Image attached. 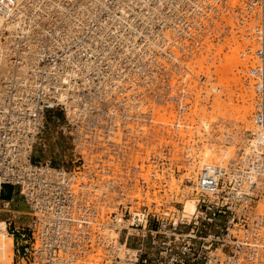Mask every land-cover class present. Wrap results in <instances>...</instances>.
<instances>
[{
	"label": "built area",
	"instance_id": "obj_1",
	"mask_svg": "<svg viewBox=\"0 0 264 264\" xmlns=\"http://www.w3.org/2000/svg\"><path fill=\"white\" fill-rule=\"evenodd\" d=\"M237 1L244 3L245 11L238 16L242 24L252 26L248 31L258 28L257 24L264 25L259 17H256V24L252 22L255 7L261 9L264 0ZM75 2H84L86 6L96 3L94 0H64L70 19L78 12L75 7L69 10ZM131 2L126 9L140 25L128 27L130 38L137 43L130 61L124 59L122 47H76L73 42L61 45L57 40L59 30L52 26L41 27L44 34L37 41L41 47L38 45L35 51L36 69L42 73L40 66H58L65 75H75L73 79L81 88V91L76 88L78 100L83 96L93 98L89 113H81L77 121L72 118L66 128L73 129L76 165L69 169L67 177L43 167L51 161L34 156L35 147L41 141L45 113L61 103L62 86L53 85L52 77L46 72L44 79L49 87L42 85V78L36 80L38 92L27 94L20 102V94L8 95V78H0V118L5 120L0 128V183L19 184L32 212L30 222L18 231L22 243L17 250L16 264H264V208L252 203H236L233 199L236 195L225 188L229 182L226 172L222 174L217 170L214 178L207 170L201 172L195 190L197 213L190 220L183 216L182 209L171 211L167 205H162L157 211L158 203L150 201L153 196L149 195L153 189L151 183L157 176L156 164H169L172 145L183 146L182 133L191 125L189 118L179 120L169 114L183 112L186 117L196 100L205 94L201 91L205 71L193 62L194 56L208 48L218 33L231 32L228 21L224 18L221 21L222 17L214 21L219 14L214 9L207 10L214 3L226 2L162 0L163 5L158 3L168 16L164 22L168 49L161 56V62L147 44V35L152 34L147 26L159 27L154 24L152 2ZM224 6L225 14L228 7ZM51 10H56L55 6ZM102 15L87 14V25L99 23ZM43 16L54 15L47 8ZM145 20L146 25L143 24ZM70 21L69 29L75 24ZM63 22L64 19H60L53 26L64 28L70 35L71 30L68 31ZM112 33L116 34L113 30ZM79 34L83 37L82 31ZM20 45L13 46L11 56L19 50L25 56L32 49ZM40 55L41 62L45 61L43 65L39 62ZM84 55L88 60L93 56L98 59V70L90 68L86 77H82L77 68L87 71L88 65L72 61L74 56ZM261 56L264 59L263 50ZM152 57L159 67H152L155 64L149 61ZM13 63L22 64L23 58ZM262 69L261 65L250 71L257 75ZM55 81L60 83L56 78ZM263 81L260 78L256 82L260 94L255 115L257 125L262 119L264 121ZM53 101L56 103L52 106L50 102ZM29 103L34 111H42L37 124L27 117L28 109L20 108ZM59 106L66 107L65 104ZM3 107H7V111ZM155 110L165 114L154 120ZM97 116L100 118H94ZM89 164L93 166L81 173ZM258 165L259 161L251 169L258 170L254 182L261 189L259 200L262 201L264 162L260 168ZM91 169L95 172H90ZM213 225L215 232H212ZM121 240L136 251L123 252L119 246Z\"/></svg>",
	"mask_w": 264,
	"mask_h": 264
},
{
	"label": "bare ground",
	"instance_id": "obj_2",
	"mask_svg": "<svg viewBox=\"0 0 264 264\" xmlns=\"http://www.w3.org/2000/svg\"><path fill=\"white\" fill-rule=\"evenodd\" d=\"M13 1H14V3L12 4L9 0H0V78H8V80H9L10 89L7 90L8 92L7 91L6 92L11 97L15 96L16 94H20V102H22L27 94H33L34 92H38L37 88L35 87V81L36 80L42 78V80H41L42 85L46 86L47 88L49 87L48 83L45 82V79H44V77L46 76L45 73L47 72V75L52 77L51 80H52L53 85L59 84V86H62V89L59 91V93H60L59 98L61 99L60 100L61 103L59 105L65 104L66 107H61L59 105H55L53 108L48 109L46 113L44 112L45 113L44 122H43L44 129L41 132V141H42L43 132L46 129L48 114L52 110H60L63 112L66 124H65V126H62L61 129L63 130V132L66 135L71 136L73 129L68 128V130H66L67 126L69 124H71L72 118H74L77 121V119H79L81 117L80 116L81 113H85L86 115L89 113L87 111L92 109L93 98H88V97L81 95L83 97L78 100V98L76 96V92H77L76 88H78L80 91H81V88H79L77 86L76 82L73 79L75 75H72V74H66L65 75L64 70L59 68L58 66L55 67L56 65H53V64L51 65L52 66L51 68H47L46 66H40L42 68V73L36 69L38 67L37 66L38 61H37V55L35 54V51L38 49L37 48L38 45H39V47H41V44H39L37 41L41 40L42 36L44 34V31L41 30V27H43V26L51 27L52 26L56 30H59V32H57V40L59 41L58 43L61 45L63 43L71 44L73 42V44H75L76 47H92V48H96V47H122V52L126 55V57H124V59L129 60L132 58V56L134 54V48L137 47V45H136L137 43L130 38V33H129L128 27L129 28L132 26L137 27L136 24L140 25L139 20L134 19V16L132 14H129V12L126 9L129 5H131L132 2H131V0H114L113 2H112V0H94L96 3L92 6L83 5L84 2H82V4L75 2L74 6L73 5L69 6V10H72L73 7H75L78 12L76 13V10H75L74 12L76 14L71 15L72 19H70L69 15L65 11L67 4H65V3L63 4L64 0H13ZM149 1L152 2V5H153V7L152 6L151 7H152V15L154 16V24L159 25V27L157 26V27H155V29L153 27V29H152L150 26H147L148 29L152 31V34L149 33L147 35V44L150 46L149 47L150 49H153V54H156V59H159V57H160L159 62H161L162 61L161 56H164L166 49H168V47H166V43H168V40H167V38L165 40V37H164V34H165V32H164L165 23L164 22H165V18L168 16L166 15V12L161 10V8L159 6V4H162V2H161L162 0H149ZM224 1L226 3H222V2L218 3L217 2V3L210 5V7L207 10L214 9L216 14H219L218 18L214 21H219L221 17H222L221 21L224 19L228 22L236 21L240 25L239 29L242 28V30H243L242 35H244V38H246V39L252 38V39L256 40V42H255V40L253 41L254 43L252 42L253 44L250 43L251 44L250 48H255L257 51L259 50V52H258L259 54L254 51L255 49L252 50L254 52L253 54H255V56L253 55L254 57H252L251 61H253L252 65H254V67L262 65L263 69H262V71L257 73V75L252 74L251 71H250V74L252 75V77H254L256 82L257 81L259 82L260 78L262 80H264V63H263L264 59H262V56H261L262 50L264 52V25H262L261 23H260V25L257 24L258 28H253L252 31L251 30L248 31V28H251L252 26L249 24L248 25L242 24L241 18L238 16V14H241L245 11V8L243 7L244 3L239 2L237 0H224ZM230 3H232V4H230ZM224 5H226L228 7V10H226V11H228V13H225V14H224L225 11H222V6H223V8H226ZM54 6H55L56 10H51L52 7H54ZM47 8H48V11L52 12V14L54 15L53 17L47 18V17L43 16V13L45 12V10ZM263 10H264V6L261 7V9L258 6L255 7V12L253 14L255 17L252 18V22L254 24L257 23L256 17H259V21L260 22L263 21V24H264V11ZM99 13H103V15L99 19V23H97L95 25H87V23H86L87 14L95 17ZM84 15H85V18H83ZM60 19H64V22H63L64 26L67 28L68 31L71 30L72 33L70 35H67V33L64 32V30H65L64 28L60 29V28H56V26H53L56 23H58ZM70 20H72L75 24L69 29V25L71 24ZM146 22L147 21L145 20L143 24L146 25L147 24ZM160 26H163L162 29L160 28ZM206 26H209V25H206ZM217 26H219V23L217 24ZM49 29L51 30V28H49ZM231 29H232V26H231ZM110 30H111V33H109ZM112 30L116 33L115 35H112L113 34ZM80 31L83 32V37H82V35L79 34ZM211 34H208L207 37L211 38ZM106 38H107V40H105ZM245 41H248V40H245ZM205 42H206V40H205ZM20 43H21V45H23V47L29 46V47H32V49H30L29 52H26L25 56H24V52L21 50H19V52L16 51L15 55L11 56V54L13 53V49H15V47H13V46H19ZM116 43L118 45H116ZM258 44H260L261 47ZM125 46H127V47H125ZM34 47H36V48L34 49ZM248 47H249V45L247 44V50H245V52L248 51ZM11 48H12V50H11ZM20 48H18V49H20ZM234 48H236V47H234ZM236 49L235 50L233 49V50L236 51ZM94 50L95 49H93L91 51V53ZM225 51H229V50H226L224 48L220 50V52H219L220 57L218 59V63L213 62L212 67H209L207 65V63H206L207 58L198 61L197 62L198 67H200L201 69L204 67L207 75H212V74L220 75V74H222L224 72V70H226L225 69L226 66L231 67V66H233V64L235 62L240 61L238 59L239 57L237 58L236 56H234L233 52H231L232 53V57H231V55L227 56V53ZM8 55H10V56H8ZM146 55H148V53H146ZM16 56H17V58H23L22 64L13 63L14 61H17ZM197 56L198 55L194 56L193 62L197 61V60H195V58ZM74 57H75V59H73L72 61L77 60L81 63L85 62L86 63L85 65H88L87 71H85L84 68H77L82 77H86V72H90V68L93 70L95 69L96 71L98 70L96 68V63L98 62V59L95 56H93L90 60H88L87 55H84L83 57H80V56H74ZM42 58L43 57L40 55L39 62L41 65H43L45 63V61L41 62ZM257 60H258V62H257ZM149 61H151L150 62L151 64L155 63L154 65H152L153 68L160 66L158 61L154 60V57L149 58ZM242 61H244V60H242ZM223 62H225V65L223 64ZM255 62H257L256 65L254 64ZM90 65H91V67H90ZM242 66H244L243 62H241V64H240L241 69H242ZM113 67H115V66L113 65ZM250 70H251V68H250ZM240 72H241V70H239V73ZM192 73L193 72H191L190 74H192ZM225 73L226 72H224L225 76L223 77V74H222L220 79H219V86H220L219 88H221L222 86L229 88L231 86V81H232L231 74H228V73L225 74ZM31 77L33 78L32 82H30ZM55 78L58 79V81L60 83H57L55 81ZM204 81L205 80H203L202 82H204ZM263 85H264V81H263ZM202 87H203V89H205L204 86H202ZM252 88L253 87L249 88L247 91V94H243L240 97V99L237 98L238 101H240V100L242 101V103H243L242 106H240V107L238 105L234 106L232 104V100L229 101V106L234 108L237 112L243 111L245 113L247 111H250L252 108V105L250 103H248V101H249L248 98L250 96L252 98L254 97L253 96L254 91ZM48 91H50V88L48 89ZM232 92L233 91H231V96L234 95ZM62 98H69L70 100H68V99L64 100ZM217 101L215 103L216 106H218ZM222 102H223V100H222ZM55 103H56V101L50 102V104L52 106ZM219 106H220V104H219ZM221 106L219 108L218 107L217 108L215 107V108L220 110ZM84 107H86V108H84ZM194 107L191 111H193L197 116V110L196 109L199 107H197L196 109ZM20 108L23 111H26L28 109V116L27 117L30 120H34V123L37 124V118L41 117L42 111H40V113L34 111L32 103L27 104V107H24V108H22V105H20ZM3 109L5 111H7V107H3ZM81 109L84 111H82ZM202 111H204V110H202ZM193 112H191V113H193ZM194 113H193V115L187 114L186 117H185V114L183 112H179L176 115H174L173 113H170L169 116L174 117V119L178 118L180 120V119H188L190 117L193 118ZM164 114L165 113H163L159 110H155L152 113L154 120L161 118ZM94 118L99 119L100 117L97 116ZM191 118H190V120H192ZM201 120L204 121L203 125L209 124V122L206 118H201ZM196 121L197 120H195L193 122H196ZM198 121H200V118ZM174 122H175V125H179L177 121H174ZM261 122L262 123L259 125H257L255 123L256 126L254 128L256 131L260 132L259 136H260L261 141L259 143H256V144L251 143V146L247 149V153L245 156L246 160H248L249 154L251 152L257 151V156L259 158V165L260 166H262V163L264 162V156L262 155L264 152V149H263L264 148V121H263V119L261 120ZM4 124H5V120L3 118H0V128ZM193 126H194V124H193ZM15 131H17L16 134L19 133L18 132L19 131L18 126L15 129ZM187 131H189L188 128H187ZM75 133H78V131L76 129H75ZM16 136H18V135H16ZM77 137L79 138L80 135ZM41 141L39 144H41ZM204 150H205V153H207V154L209 153L208 155H211L212 157L209 159H205V160L203 159L204 160L203 164H201L200 167L193 168L194 166H192L191 168H189L190 174H193V176H191L190 178L193 177L195 183H197L198 177L200 176V174L203 170H207L212 178L217 176L216 175L217 170H219L222 174H224L226 172L227 173L226 179L228 181H231L233 177H238L236 180L237 182L239 180H242V181H245L244 184L246 183V185L243 188L250 187L251 182L257 180L258 170L251 169V167H250V169H251L250 172L248 171L250 169L245 168V167H243L238 172H234L227 165L213 164L216 161H222L223 158H227L228 157L227 152H222L219 155L218 152L209 145L205 146ZM74 151H75V147L72 148V155H71V159H72V163H73L72 167L66 168L63 165H55L52 163V161L50 159H46L48 161H51L50 164L48 162V166L46 165L43 167L48 168V170L53 172V173L62 172L63 176L67 177V174L70 173L69 169L76 167L75 162L73 161L74 160ZM190 152H191L192 156H196V153L193 150L192 151L190 150ZM197 157H199V156H197ZM259 165L257 166V168H260ZM92 166H93V164L85 165L83 167V171L81 173L87 172V169L89 167H92ZM90 172H95V170L91 169ZM100 173H101V171H99V174ZM190 174H189V176H190ZM101 179L102 178L100 177V181H98V183L101 182ZM247 179H248V181H247ZM172 180L174 181L173 177H172ZM173 181H171L172 183H170V184H173ZM5 185L6 186L12 185V186L18 187L20 189V193L23 196L24 201L26 202V204L30 210V206L26 200V196L22 192V188L19 186V184H16V183H12V184L11 183H2L1 184L0 183V191L2 190V188ZM236 186H238V185H236ZM243 188L239 187L238 192L240 193V191L243 190ZM171 189H173V187ZM159 192H160V190H158V188H157V191L154 193L155 200L156 201L159 200V201H157L158 203H160V201H161V198L158 196ZM181 198L183 200L182 201L183 209H182L181 213L183 214L184 217H186L187 220H190L189 218H191L194 214L197 213V200L192 196V193L190 191H187V190L182 193ZM157 207H159V205H157ZM30 212H31V210H30ZM31 215H32V212H31ZM12 235L15 236V234H10L8 227H7V222L5 220L1 219L0 220V264H16L17 263L16 262L17 256H18L17 250L19 248L18 240H20V238L19 237L17 238V248H15V251H14V238ZM119 246L122 248V251L125 253L136 251V248H133L128 243H126L125 241H122V240L119 242Z\"/></svg>",
	"mask_w": 264,
	"mask_h": 264
},
{
	"label": "rangeland",
	"instance_id": "obj_3",
	"mask_svg": "<svg viewBox=\"0 0 264 264\" xmlns=\"http://www.w3.org/2000/svg\"><path fill=\"white\" fill-rule=\"evenodd\" d=\"M229 23L232 26L231 32H224L226 33L225 35L219 33L214 36L213 43H209L208 48L203 49V51L195 58L197 61L194 63L198 64V61L207 58V65L212 67L213 62L218 63L220 57L219 52L221 49L224 48L229 50L225 51L227 56L231 55L232 57L231 52H233L234 56L237 58L239 57L238 59L240 61L235 62L231 67L226 66V70H224V72L231 74V86L229 88L225 86L219 88V79L222 74L223 77L225 76L224 72L220 75H207L205 72L206 79L202 84L205 89L201 87V91L205 92V94L202 95L203 98L199 97L196 100L194 108H199L196 109L197 116L192 111L194 113V119L190 117L192 119L190 120L189 118L191 124L190 127H188L189 131L182 133L184 136L183 146H179L177 143L173 144L169 164H156L155 170L157 171V176L151 183L153 189L149 195L153 196L150 201L155 200L154 193L157 191V188L160 190L158 196L161 198V201L160 203L157 202V205H159V207L156 208L157 211L161 209L162 205H167L166 207L171 211L183 209V200L181 197L182 193L186 190L190 191L192 196L196 199V183L193 177L190 178L193 174H190L189 168L192 166H194L193 168L200 167L205 159L212 157L211 155H208L209 153H205L204 147L207 145L215 149L219 155L222 152H227V158H223L222 161H216L213 164L227 165L234 172H238L243 167L249 169L250 167L255 168V165H257V162L259 161L257 151L251 152L248 156V160H246L245 157L247 149L251 146V143L256 144L261 141L259 136L260 132L254 129L256 126L255 115L260 102V94L256 89V80L250 74V68H252V66L254 67V65H252L253 61L251 60L252 57L255 56L252 51L255 48H250V45L254 43L253 41L255 39L244 38V35H242L243 30L242 28L239 29L240 25L236 21H230ZM245 42L249 45L248 51L246 52L247 44ZM205 43H207V41ZM233 49H236V51ZM241 62H243L244 65L242 66V69L240 67ZM257 62L254 64L256 65ZM223 64L225 65V62H223ZM203 70L205 71V68ZM239 70H241L240 73ZM251 87H253L254 97L252 98L250 96L252 99L250 97L248 98V103L252 105L250 111L245 113L243 111L237 112L234 108L229 106L230 100H232L234 106H242V101H238L237 98L240 99L243 94H247L248 89ZM231 91H233V96H231ZM216 101L218 106L219 104L220 106L222 105L220 110L216 109L218 107L215 105ZM193 113L190 114L193 115ZM199 118L200 121H198ZM201 118H206L209 124L203 125L204 119L201 120ZM195 120L198 122H193ZM65 124V118L62 111L52 110L49 112L41 144L35 147L34 156L36 159H50L53 164L63 165L66 168L73 166L71 159L72 148L74 147L73 140L70 135H66L61 129ZM190 150H193L196 153V156H192ZM262 155L264 156V152ZM172 177L174 178V181L172 180ZM237 178L238 177H233L225 187L230 188L229 191H233V195H236L233 198L234 201L236 203L244 202L245 205L252 203L254 206L258 205L260 209L264 208V200H259L260 187L256 186V183L252 181L250 187L243 188L246 185V183L244 184L245 181L239 180L237 182ZM171 181H173V184H170L172 183ZM9 187H3L0 191V220H5L10 234H15V236L12 235L14 238L15 251V248H17V238H20L18 231L21 232V229L30 222L32 215L20 193V189L15 186ZM172 187L173 189H171ZM239 187L243 188L240 193L238 192ZM8 194H10L9 199H5L4 195L7 196ZM211 228L212 232H215V225ZM219 232L220 230L217 231V233ZM18 242L19 245L22 243L21 240H18Z\"/></svg>",
	"mask_w": 264,
	"mask_h": 264
},
{
	"label": "trees",
	"instance_id": "obj_4",
	"mask_svg": "<svg viewBox=\"0 0 264 264\" xmlns=\"http://www.w3.org/2000/svg\"><path fill=\"white\" fill-rule=\"evenodd\" d=\"M9 186H12V185H8V186L5 185L4 188H5V187H9ZM9 188H10V187H9ZM4 196H5V197H4L5 199H9L10 194H8L7 196H6V195H4Z\"/></svg>",
	"mask_w": 264,
	"mask_h": 264
}]
</instances>
